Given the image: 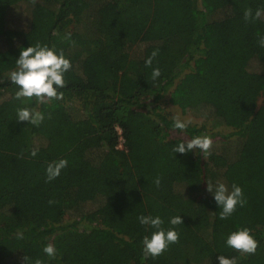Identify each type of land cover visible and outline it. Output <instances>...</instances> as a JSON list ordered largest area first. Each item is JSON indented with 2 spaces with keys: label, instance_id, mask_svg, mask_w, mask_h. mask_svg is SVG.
I'll list each match as a JSON object with an SVG mask.
<instances>
[{
  "label": "trees",
  "instance_id": "1",
  "mask_svg": "<svg viewBox=\"0 0 264 264\" xmlns=\"http://www.w3.org/2000/svg\"><path fill=\"white\" fill-rule=\"evenodd\" d=\"M247 8L264 0H0V264H219L221 255L264 264V17L245 21ZM37 42L71 63L63 98L47 104L17 100L8 79ZM166 96L204 123L174 129ZM24 107L43 122L17 121ZM172 133L218 143L210 155L174 153L186 140ZM60 159L67 167L47 182L48 163ZM217 182L240 186L246 200L227 219L207 191ZM141 215L159 216L179 242L145 258L155 229ZM175 216L183 224L171 225ZM242 227L258 241L253 255L226 245Z\"/></svg>",
  "mask_w": 264,
  "mask_h": 264
},
{
  "label": "clouds",
  "instance_id": "2",
  "mask_svg": "<svg viewBox=\"0 0 264 264\" xmlns=\"http://www.w3.org/2000/svg\"><path fill=\"white\" fill-rule=\"evenodd\" d=\"M262 17H264V9H257L254 14L251 8H247L244 11L245 21L259 20ZM70 36L71 34L68 33L65 39H70ZM258 44L264 47V36L259 37ZM157 55L158 50H154L151 56L146 59L145 66L151 67L153 59ZM70 68V60L65 58L63 50H59L58 52L55 46L49 47L37 42L35 46H29L20 51L19 58L16 59V68L10 72L8 79L19 89L15 93L17 100L25 102L26 100L35 98L38 104H47L52 100L63 98V93L59 92L58 89L66 86L64 75ZM151 75L153 80L157 79L161 75L160 69H153ZM44 118V114L38 110L27 107L17 109V121L19 122H27L38 126L43 122ZM173 119V128L181 131L185 130L190 123V121H182L179 117H174ZM212 144L213 141L209 136H196L178 143L173 147L172 151L184 154L199 149L203 155H210ZM37 153L38 149L34 148L31 151L33 157ZM67 165L68 161L66 159L48 163L46 168L47 182L57 178L61 170L67 167ZM154 183L159 187L160 178L157 177ZM207 191L213 194L214 200L220 209H222L220 212L221 219H227L232 215L237 205L243 207L246 204L242 188L236 184H233L231 190H229L228 186L222 182H217L215 186L207 183ZM52 203L54 201L50 200L49 204ZM137 219L141 225L155 229L150 237L145 236L143 238V255L145 258H156L167 251L169 245L179 242V233L175 228L165 230L162 227L164 221L159 216L141 215ZM170 224L173 226L180 225L183 224V220L181 216H175L170 219ZM22 238L23 234L18 233L17 239ZM226 245L241 254L253 255L258 248V241L251 234V229L242 227L228 235ZM43 252L51 259H55L56 257V248L51 243H48L43 248ZM217 259L219 264H238L235 257L227 258L221 255ZM24 260L27 264H43L41 259H35L33 262L28 256H25Z\"/></svg>",
  "mask_w": 264,
  "mask_h": 264
},
{
  "label": "rangeland",
  "instance_id": "3",
  "mask_svg": "<svg viewBox=\"0 0 264 264\" xmlns=\"http://www.w3.org/2000/svg\"><path fill=\"white\" fill-rule=\"evenodd\" d=\"M17 11L21 12V6L17 9ZM22 14H24L23 15L24 18L22 20V22H24L25 17H26L25 15L27 14L26 10L25 11H22ZM16 19H17L16 16H14L12 18L13 23L19 24ZM161 108L172 119L174 117H179L182 121H190L189 125L194 126L195 128H198L201 124L204 123V121L202 120L201 117L192 115V112H185L184 113L182 111V108H183V105L182 104H179V106L178 105H170V104H168L167 103V96L164 97V99L162 100V102H161ZM216 130L218 132L222 133V134H225V133H229L230 132L229 129L224 128V127L223 128H219V129H216ZM171 137H174V138L175 137H180L183 140H187V138L184 137L183 135H178V134H175V133H172L171 134ZM215 139H212V140H214L213 142L215 144H217L218 141L215 140ZM93 249H94L93 245H90L89 244L88 246L85 247V250L82 252V254H83L82 256H88V255L92 254L93 253Z\"/></svg>",
  "mask_w": 264,
  "mask_h": 264
},
{
  "label": "built area",
  "instance_id": "4",
  "mask_svg": "<svg viewBox=\"0 0 264 264\" xmlns=\"http://www.w3.org/2000/svg\"><path fill=\"white\" fill-rule=\"evenodd\" d=\"M117 133L119 134V131H117ZM119 144L122 142L121 138L118 139Z\"/></svg>",
  "mask_w": 264,
  "mask_h": 264
}]
</instances>
